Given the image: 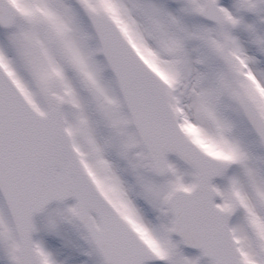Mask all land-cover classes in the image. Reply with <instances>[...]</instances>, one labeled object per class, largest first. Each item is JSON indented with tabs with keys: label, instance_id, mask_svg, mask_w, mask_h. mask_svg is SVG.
Here are the masks:
<instances>
[{
	"label": "snow or ice",
	"instance_id": "1",
	"mask_svg": "<svg viewBox=\"0 0 264 264\" xmlns=\"http://www.w3.org/2000/svg\"><path fill=\"white\" fill-rule=\"evenodd\" d=\"M0 264H264V0H0Z\"/></svg>",
	"mask_w": 264,
	"mask_h": 264
},
{
	"label": "rangeland",
	"instance_id": "2",
	"mask_svg": "<svg viewBox=\"0 0 264 264\" xmlns=\"http://www.w3.org/2000/svg\"><path fill=\"white\" fill-rule=\"evenodd\" d=\"M168 2L169 3H172V0H168ZM186 251V250H185ZM186 252H188L189 254H193L191 251H186ZM84 259H86L85 257H81V260H84Z\"/></svg>",
	"mask_w": 264,
	"mask_h": 264
},
{
	"label": "flooded vegetation",
	"instance_id": "3",
	"mask_svg": "<svg viewBox=\"0 0 264 264\" xmlns=\"http://www.w3.org/2000/svg\"><path fill=\"white\" fill-rule=\"evenodd\" d=\"M186 251H191L193 254L196 253V251H193V250H188V249H186Z\"/></svg>",
	"mask_w": 264,
	"mask_h": 264
}]
</instances>
